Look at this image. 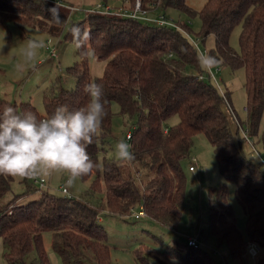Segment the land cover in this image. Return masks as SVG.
I'll return each mask as SVG.
<instances>
[{"label":"trees","instance_id":"16d2710c","mask_svg":"<svg viewBox=\"0 0 264 264\" xmlns=\"http://www.w3.org/2000/svg\"><path fill=\"white\" fill-rule=\"evenodd\" d=\"M60 1L75 7L67 0ZM134 1L124 0L122 8L130 11ZM141 6L148 12L166 14L173 9L190 17L200 16L201 40L205 42L210 35L216 39L215 47L206 53L208 64L246 70V121L237 114L229 90L225 89L227 101L210 71L204 72L202 64L206 62L199 49L176 27L91 11L83 21L68 25L70 9L65 6L44 0H0L2 22H12L22 30L42 28L51 36L63 34L65 40L74 42L78 58L67 67L75 77L74 86L63 87L58 80L44 92L45 113L30 99L10 100L1 94L0 108L11 105L19 113L32 111L38 118H47L59 105H68L70 110L85 105L89 99L85 86L97 83L104 90L107 110L103 135L88 147L99 167L81 178L91 179L88 195L102 191L100 202L67 195L61 189L58 194L34 186L36 197L19 202L21 194H15L6 204L0 203V239L5 246L3 256L10 264H50L43 245L46 231L52 235V247L62 264H112L101 211L127 216L140 204L145 214L160 223L179 225L189 186L183 161L190 156L198 133H204L213 145L226 180L209 189V223L200 231L201 236L214 235L220 244L225 243L234 264H250L252 260L264 264V164L260 157L264 153L257 148L259 143L264 147V0H205L201 11L190 7L187 0H141ZM239 25L243 27L241 52L231 45L232 33ZM89 55L104 63L102 74L94 78ZM202 72L203 78L199 75ZM114 101L122 115L137 116L128 140L135 155L132 166H121L105 146ZM175 114L179 122L169 126L166 121ZM245 142L252 144L260 162L248 156ZM13 180L0 176V201ZM228 181L236 184L247 213V235L239 228L229 203ZM251 242L260 247L256 257L250 254ZM31 252L35 256L28 260ZM149 254L162 264L171 259L176 264H215L208 249L189 243L160 249L140 242L134 251L137 264H155L148 259Z\"/></svg>","mask_w":264,"mask_h":264},{"label":"rangeland","instance_id":"374dc122","mask_svg":"<svg viewBox=\"0 0 264 264\" xmlns=\"http://www.w3.org/2000/svg\"><path fill=\"white\" fill-rule=\"evenodd\" d=\"M74 4L68 16V25L83 21L86 12L103 0H67ZM102 1V2H101ZM188 5L196 11H201L205 5V0H187ZM50 3V2H49ZM53 4V3H51ZM105 4V3H103ZM107 5L114 9L124 6V0H108ZM55 5V4H53ZM73 7V6H72ZM168 16L181 23L191 35L199 39V47L202 51L209 52L216 45L214 35H210L205 42L201 40L202 20L200 16L190 17L185 13L173 11L171 9ZM188 26V28L185 26ZM242 25L237 26L231 36L232 47L241 52L240 37ZM51 39L52 44L57 48L58 59L48 56L46 42ZM38 45L35 58L30 62H25V52L29 43ZM74 42L65 40L62 35L51 36L42 28L25 27L23 30L12 22H2L0 18V94L10 100L30 99L41 113H45L43 104V94L46 90L55 87L56 82L63 87L71 88L75 84V77L67 72V67L77 60ZM88 64L92 78L99 76L103 72L104 63L97 61L92 55L88 57ZM204 72L210 71L209 66L203 62ZM215 71L222 87L228 89L231 95L233 106L239 117L245 122L247 118V91L245 88L246 70L244 67L232 68L226 64L210 63ZM228 100V98H227ZM113 119L109 134L105 139V146L108 153L115 158L114 150L117 142L123 140L129 144L126 138L127 132L132 131L137 120L136 114L131 117L122 115L117 102L112 103ZM179 122L177 114L171 116L166 123L174 126ZM264 128V115L261 122ZM245 150L248 156L256 162H260L259 155L253 150L252 144L245 142ZM260 152L264 153L262 144H257ZM196 164V169L191 170L190 166ZM183 166L188 177V191L186 196V210L181 222L177 226H166L147 214L135 218L140 208L139 204L130 215L125 217L115 216L105 211H101L103 224L107 230V241L111 247V259L113 264H136L134 251L140 242L156 244L158 248L164 249L168 244H186L189 238L199 237V246L208 249L213 255L215 264H234L228 257L229 248L225 243L220 244L214 235L203 238L200 231L205 229L209 223L210 194L209 189L223 184L226 180L220 172L219 163L213 145L204 133H198L194 137V145L190 156L183 161ZM39 178L14 177L10 190L1 198L0 203L6 204L15 194H21L18 201H27L37 196ZM67 176L57 173L46 179L41 186L51 192L61 193L60 184L65 182ZM91 179H78L69 188L70 195L87 199L93 203L100 202L103 196L102 191L93 195H88ZM228 199L233 209L237 224L241 231L247 235V213L237 195L236 184L228 181ZM38 185L36 189L34 185ZM34 190L28 191V188ZM28 191V192H27ZM156 238V239H153ZM157 239H160L161 243ZM43 245L48 255L50 264H62L61 257L52 247V235L46 231L43 233ZM4 245L0 239V264H10L3 256ZM35 256L34 252L27 255L31 260ZM148 259L155 264H162L155 255H148ZM35 264H40L36 261ZM167 264H176L174 259L168 260ZM254 264V260L250 262Z\"/></svg>","mask_w":264,"mask_h":264},{"label":"clouds","instance_id":"9594fccd","mask_svg":"<svg viewBox=\"0 0 264 264\" xmlns=\"http://www.w3.org/2000/svg\"><path fill=\"white\" fill-rule=\"evenodd\" d=\"M38 45L29 43L25 62L36 56ZM88 101L70 110L59 105L47 118L32 111L17 112L11 105L0 108V176L48 179L54 174L67 176L65 187L97 170L88 147L104 133L107 116L104 90L100 84L85 86ZM115 159L121 166H132L131 145L121 140L115 145Z\"/></svg>","mask_w":264,"mask_h":264},{"label":"built area","instance_id":"2783aa9c","mask_svg":"<svg viewBox=\"0 0 264 264\" xmlns=\"http://www.w3.org/2000/svg\"><path fill=\"white\" fill-rule=\"evenodd\" d=\"M44 1L53 3L55 5L65 6V7L69 8V9H73L74 8L72 6H68V5L63 4L60 0H44ZM89 11H91V12H100V13H111V14L114 13V14H120V15H127V16H130V17H134V18H138L140 20H144V21L150 22V23H155L157 25H169V26L178 28L199 49L202 59L209 66L211 76L215 79V81L218 84V86H219L222 94H224V96L226 97V100H227V96L225 95L226 93H225L224 87H222L219 79L216 76L215 71L212 69V67L210 66V64H208V61L206 59V53L207 52L205 50L202 51L200 49V47H199V39H196L195 37H193L191 35V32L189 30H187L186 28L182 27L181 26V23L177 22L174 18L168 16L165 13H158L157 15H150L148 11H145V10L142 9L141 0H135L134 1L133 8L130 11L125 10L122 7L119 8V9H114L111 6H109L107 4H103V3L96 4ZM45 48H46L47 54H48V56L50 58L55 59V60L58 59L57 48H56V46H54L52 44V40L51 39H49L46 42V47ZM199 75H200L201 78H203L205 76V74L203 72L200 73ZM167 129L168 128H166L165 130L167 131ZM131 133L132 132L130 130L127 132V134H126L127 140H129L131 138ZM245 135L247 137V140L249 142H252V140L250 139L249 134L247 132H245ZM260 157H261V159L263 161V164H264V154H261ZM196 167L197 166L194 163L193 165L190 166V169L191 170H195ZM66 180H65V182H66ZM35 182H37L38 185H39V187H41L44 184L45 180L39 178V179H36ZM65 182H62L59 187L67 195H70L69 188L66 189V187H65ZM33 185L36 186V187L38 186V185H35V184H33ZM140 213H144V211H143L142 208L136 214H140ZM188 243L191 244V245H194V246H199V237L198 238H195V237L189 238ZM259 249H260V247H259V245L257 243L251 242L249 244V251H250V254H251L252 257H256L258 255Z\"/></svg>","mask_w":264,"mask_h":264},{"label":"crops","instance_id":"0c3cea01","mask_svg":"<svg viewBox=\"0 0 264 264\" xmlns=\"http://www.w3.org/2000/svg\"><path fill=\"white\" fill-rule=\"evenodd\" d=\"M160 11L159 10H157V11H151V12H149V14H151V15H157L158 13H159ZM57 60V59H56ZM139 208L141 209L142 208V206L139 204ZM143 215H146L145 214V212L144 213H140V214H134V217L135 218H139V217H141V216H143ZM123 217H125V216H123ZM103 218V217H102ZM101 218V219H102ZM153 239H156V238H153ZM158 241L161 243V241H160V239H158ZM157 247H159V246H157ZM110 253H111V247H110ZM134 255V254H133ZM135 257V256H134ZM135 259V258H134ZM112 260V259H111ZM62 263V262H61ZM135 263L137 264V261H136V259H135ZM112 264H113V262H112Z\"/></svg>","mask_w":264,"mask_h":264}]
</instances>
